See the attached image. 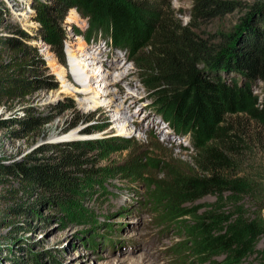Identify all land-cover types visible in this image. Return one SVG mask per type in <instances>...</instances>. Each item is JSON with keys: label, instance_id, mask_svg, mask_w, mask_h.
Returning <instances> with one entry per match:
<instances>
[{"label": "rangeland", "instance_id": "obj_1", "mask_svg": "<svg viewBox=\"0 0 264 264\" xmlns=\"http://www.w3.org/2000/svg\"><path fill=\"white\" fill-rule=\"evenodd\" d=\"M139 1L156 10L150 14L146 8L142 17L152 27L149 41L132 44L126 33L114 32L113 38L101 24L94 27L82 5L72 4L62 14L63 5L78 1L0 0V39L22 47L0 43V78L35 81L28 96L0 94V264H209L181 226L193 224L216 198L183 203L199 209L183 220L169 216L173 202L156 200L157 190L176 188L180 178L196 172L200 148L191 123L163 112L159 91L164 87L155 82L149 49L161 24L192 23L191 32L208 43L219 42L264 0H217L232 4L211 16L199 13L197 0ZM41 6L47 8L44 21L36 20ZM83 45L85 54L76 59L72 54ZM93 53L100 57L94 59ZM91 61L93 69L82 71L79 62ZM110 62L125 64L124 79L118 72L103 77ZM20 63L26 64L24 73L17 70ZM73 69L83 79L94 75L96 82L91 87L66 80L64 71L74 79ZM116 84L132 99L121 121L114 116L122 97H115V111L102 108L109 100L102 92L116 90ZM29 117L37 122L34 128L22 124ZM67 148L78 157V166L71 168L78 181L66 200L35 204L49 191H23L24 177L15 167L59 162ZM16 204L33 206L35 212H10ZM263 247L264 239L258 244Z\"/></svg>", "mask_w": 264, "mask_h": 264}, {"label": "trees", "instance_id": "obj_2", "mask_svg": "<svg viewBox=\"0 0 264 264\" xmlns=\"http://www.w3.org/2000/svg\"><path fill=\"white\" fill-rule=\"evenodd\" d=\"M73 1L80 4L63 5L62 14L75 6L72 4L78 9L82 5L90 23L101 24L112 37L126 33L132 44L148 42L151 37L152 27L142 17L146 8L151 9L150 14L155 12L153 5L139 0ZM197 1V10L207 16L232 4ZM46 17L47 8L41 6L36 20ZM241 21L243 34L234 30L216 43L191 32L192 23L178 28L161 24L158 40L149 49L155 82L164 87L159 91L163 112L166 117L176 114L191 123L190 132L200 148L196 172L180 178L176 188L157 190L156 200L173 202L174 207L167 209L169 216L183 220L199 211L187 209L183 203L206 196L216 198L193 224L181 226L195 238L196 253L209 264H264V247L258 248L264 239V1L250 7ZM22 35H27L24 30ZM0 43L22 49L16 40L0 39ZM59 51L65 63L62 45ZM38 55L35 53V58ZM201 64L207 66L203 71ZM207 69L213 74L206 75ZM17 70L24 73L26 64L20 63ZM33 83L19 76L1 77L0 94L25 97L32 92ZM22 124L34 128L37 122L29 117ZM66 153L59 162L32 167L19 163L15 167L14 172L24 177L23 191L32 194L35 187L49 191L48 197L35 204L64 201L70 195L78 181L71 169L78 166V157L71 149ZM9 209L22 214L35 212L33 206L19 204Z\"/></svg>", "mask_w": 264, "mask_h": 264}, {"label": "bare ground", "instance_id": "obj_3", "mask_svg": "<svg viewBox=\"0 0 264 264\" xmlns=\"http://www.w3.org/2000/svg\"><path fill=\"white\" fill-rule=\"evenodd\" d=\"M85 50H86V47L84 45L80 46L79 52H76V53L72 54V56L76 57V59H77V57H79L80 55L85 54V52H84ZM93 55H94L93 56L94 59H98V57H100L99 54L97 55V54L93 53ZM80 58H81V56H80ZM79 64H80V66H82L81 67L82 71H85L86 73H89L90 69H93L92 67L95 64V62H92V61L88 62V63L79 62ZM73 65H75V64H73ZM76 65H77V63H76ZM91 65H92V67H90ZM116 65H117L116 62H110V64L105 69L106 73L104 74L103 77L107 78V77L112 76L114 72H118V77L120 78V80L124 79V77L127 75V73L125 72V64L123 63V64H118L117 66ZM72 74L74 76V79H73V77H71L69 72L67 73L66 71H64V75L66 76V80H69V81H72V82L76 81V83H79V84L84 85V86L85 85L86 86L89 85L91 87H92L91 84L93 82H96L95 81L96 79H95L94 75L83 79V74L80 73L78 70H74V69L72 70ZM104 78L101 79V81L104 82L106 80ZM98 80H100V79H98ZM108 85H109L108 83L105 84L106 87H108ZM116 86H117L116 90L109 89V90H106V91L102 92V94L105 95L106 99L109 98V100L102 102L103 103L102 108L110 109V111L111 110L115 111V109H113V106L115 105L114 101L116 100L115 97H122L123 100H124V104L121 107H119L120 109H118V107L116 108V114H115L116 116H114L116 121H121V120H123V117H124L122 115V113L125 110H128L131 107V102L130 101L132 99L130 97L131 95L129 96L127 93H125V91L123 90V88H121V86H119L118 84H116Z\"/></svg>", "mask_w": 264, "mask_h": 264}, {"label": "water", "instance_id": "obj_4", "mask_svg": "<svg viewBox=\"0 0 264 264\" xmlns=\"http://www.w3.org/2000/svg\"><path fill=\"white\" fill-rule=\"evenodd\" d=\"M243 21V20H242ZM242 21L236 26V33L238 35H241L245 31L244 23L242 24Z\"/></svg>", "mask_w": 264, "mask_h": 264}]
</instances>
